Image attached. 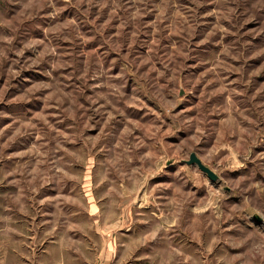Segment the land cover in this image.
Returning <instances> with one entry per match:
<instances>
[{
	"label": "rangeland",
	"instance_id": "374dc122",
	"mask_svg": "<svg viewBox=\"0 0 264 264\" xmlns=\"http://www.w3.org/2000/svg\"><path fill=\"white\" fill-rule=\"evenodd\" d=\"M0 264H264V0H0Z\"/></svg>",
	"mask_w": 264,
	"mask_h": 264
},
{
	"label": "water",
	"instance_id": "95a60500",
	"mask_svg": "<svg viewBox=\"0 0 264 264\" xmlns=\"http://www.w3.org/2000/svg\"><path fill=\"white\" fill-rule=\"evenodd\" d=\"M190 163L197 164L204 173L208 175L212 180H217L218 177L208 168L206 167L200 160L197 158L195 154H193L190 158Z\"/></svg>",
	"mask_w": 264,
	"mask_h": 264
}]
</instances>
